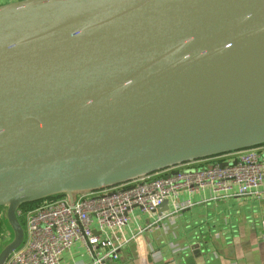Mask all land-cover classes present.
<instances>
[{"label":"water","instance_id":"water-1","mask_svg":"<svg viewBox=\"0 0 264 264\" xmlns=\"http://www.w3.org/2000/svg\"><path fill=\"white\" fill-rule=\"evenodd\" d=\"M259 145L264 0L0 4V264L25 203Z\"/></svg>","mask_w":264,"mask_h":264},{"label":"built area","instance_id":"built-area-1","mask_svg":"<svg viewBox=\"0 0 264 264\" xmlns=\"http://www.w3.org/2000/svg\"><path fill=\"white\" fill-rule=\"evenodd\" d=\"M222 155H230L225 162L232 163L184 166L190 161L104 190L79 193L72 203L57 197L24 211L19 208L24 240L4 264H59L62 253L75 245L85 249L90 264H107L117 257L122 244L117 231L133 208L153 213L168 200L176 212L189 205L178 200L181 191L208 187L213 193L242 196L264 184V159L257 146Z\"/></svg>","mask_w":264,"mask_h":264},{"label":"crops","instance_id":"crops-1","mask_svg":"<svg viewBox=\"0 0 264 264\" xmlns=\"http://www.w3.org/2000/svg\"><path fill=\"white\" fill-rule=\"evenodd\" d=\"M9 1L14 0H0V4ZM257 148L264 159V145ZM229 156L184 166L221 163ZM178 200L189 205L174 212L168 204L161 213L133 208L128 222L117 231L122 243L117 257L107 264H264V184L242 196L213 193L208 187L181 191ZM0 213L1 249L12 231ZM90 262L85 249L75 245L62 253L59 264Z\"/></svg>","mask_w":264,"mask_h":264},{"label":"trees","instance_id":"trees-1","mask_svg":"<svg viewBox=\"0 0 264 264\" xmlns=\"http://www.w3.org/2000/svg\"><path fill=\"white\" fill-rule=\"evenodd\" d=\"M38 203H39V202L25 203V204H23V205L20 206V210H21V211H24V210L30 209V208L36 206ZM18 218H19V220H20V222H21V224H22V219H21V217L19 216Z\"/></svg>","mask_w":264,"mask_h":264},{"label":"rangeland","instance_id":"rangeland-1","mask_svg":"<svg viewBox=\"0 0 264 264\" xmlns=\"http://www.w3.org/2000/svg\"><path fill=\"white\" fill-rule=\"evenodd\" d=\"M221 156V155H220ZM214 157H218V156H214ZM207 159V158H206ZM199 160H203V159H199ZM199 160H195V161H199ZM195 161H193V162H195ZM0 212H3V208L2 207H0Z\"/></svg>","mask_w":264,"mask_h":264}]
</instances>
